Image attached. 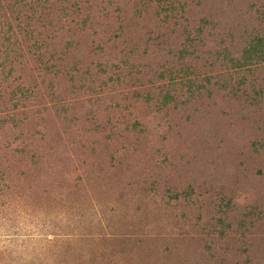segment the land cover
<instances>
[{
	"label": "rangeland",
	"instance_id": "rangeland-1",
	"mask_svg": "<svg viewBox=\"0 0 264 264\" xmlns=\"http://www.w3.org/2000/svg\"><path fill=\"white\" fill-rule=\"evenodd\" d=\"M0 264H264V0H0Z\"/></svg>",
	"mask_w": 264,
	"mask_h": 264
}]
</instances>
